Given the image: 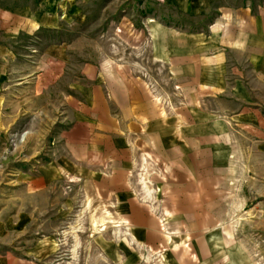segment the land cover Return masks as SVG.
<instances>
[{"label": "rangeland", "instance_id": "374dc122", "mask_svg": "<svg viewBox=\"0 0 264 264\" xmlns=\"http://www.w3.org/2000/svg\"><path fill=\"white\" fill-rule=\"evenodd\" d=\"M0 9L23 18L13 20L22 31L0 36V264H264V141L236 126L237 112L249 113L244 124L264 109V45L242 48L244 15L264 16V0H0ZM89 77L123 120L131 103L157 107L160 141H182L183 127L194 141L217 132L206 225H195L194 203L183 225L156 214L153 232L112 221L100 169L66 146L75 82ZM163 170L142 171L161 200L181 189Z\"/></svg>", "mask_w": 264, "mask_h": 264}, {"label": "crops", "instance_id": "0c3cea01", "mask_svg": "<svg viewBox=\"0 0 264 264\" xmlns=\"http://www.w3.org/2000/svg\"><path fill=\"white\" fill-rule=\"evenodd\" d=\"M15 17L23 21V18L15 15L13 11L0 9V36L9 37L15 32L22 31L23 28L20 29V27L17 31L13 30ZM243 20L250 28L243 31L247 40L242 48L248 49L250 44L248 39H254L261 46L264 45V16L253 17L248 10ZM1 49L0 47V52H2ZM2 56L0 55V61L5 62L6 59ZM3 69L5 67L0 65V71ZM86 82L89 86L86 84L79 87L81 84L75 82L77 94L80 89V99L70 98V108L75 114V122L71 128V140L66 146L70 150L85 151L86 164L95 165L100 169L97 188L99 187V195L107 205L106 211L111 215L112 221H117L121 225L134 226L136 229L133 230L153 232L155 228L152 225L160 224L156 214H161V223L166 216L181 215L176 223L183 225L186 221L184 215L190 214L192 203H194L197 206L192 212L198 215L194 218L195 225H206L205 214L208 212L206 191L203 190H206L208 186L211 188L216 180L220 181L215 174L216 167L211 172L209 164L206 163V151L215 149L220 140V137L216 136L217 132H213L214 135L209 138H206L205 133H202V136L198 133V141H194L189 133L184 136L186 127H183L180 132L182 141H160L158 135L161 133L156 125L157 107L155 109L147 101L134 105L131 103L128 109L130 116L127 120H123L118 113L120 112L118 106L113 103L114 96H111V93L106 95L103 87L96 84L90 77ZM260 112L261 114L264 112L261 106L259 109L252 110V116L249 115L250 118H246L244 124L241 123L243 121L240 119V114L248 112H237L236 126L238 127L239 124V127L258 133L260 135L258 137L264 141V119L261 118L258 122L253 115V113L259 115ZM255 124H258L257 128ZM143 138L144 141H142ZM191 140L194 151L192 154L188 152ZM166 153H169L171 158L168 159ZM95 155L96 158L93 157ZM193 158H197L198 164L195 171L190 169L192 163L190 160ZM147 165L153 168L166 166V170L163 171L167 176L168 185L171 183L170 179L176 180L173 181V185L177 182L181 189L164 195L165 199L161 200L163 190L156 188V179L151 175L149 178L142 172ZM192 181L197 182L198 185L196 194L191 193ZM168 224L166 222L162 225Z\"/></svg>", "mask_w": 264, "mask_h": 264}]
</instances>
